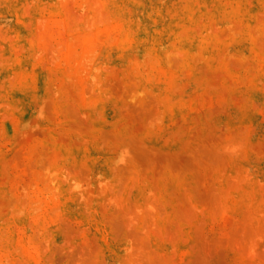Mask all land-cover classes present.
<instances>
[{
  "label": "rangeland",
  "instance_id": "374dc122",
  "mask_svg": "<svg viewBox=\"0 0 264 264\" xmlns=\"http://www.w3.org/2000/svg\"><path fill=\"white\" fill-rule=\"evenodd\" d=\"M0 264H264V0H0Z\"/></svg>",
  "mask_w": 264,
  "mask_h": 264
}]
</instances>
